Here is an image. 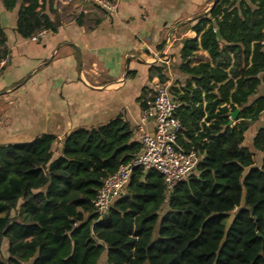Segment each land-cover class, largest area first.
<instances>
[{
  "label": "trees",
  "instance_id": "obj_1",
  "mask_svg": "<svg viewBox=\"0 0 264 264\" xmlns=\"http://www.w3.org/2000/svg\"><path fill=\"white\" fill-rule=\"evenodd\" d=\"M51 3L48 14L39 0H20L16 32L54 31ZM194 19L180 26L197 35L180 39L176 68L185 78L169 87L177 143L198 155L188 177L167 192L156 169L133 167L99 215L91 200L104 178L142 148L121 114L70 131L57 156L53 134L2 144L0 264H100L104 252L105 264H264V0H216ZM4 43L0 27V58ZM154 74L166 78L161 66ZM148 99L137 97L141 110Z\"/></svg>",
  "mask_w": 264,
  "mask_h": 264
},
{
  "label": "crops",
  "instance_id": "obj_2",
  "mask_svg": "<svg viewBox=\"0 0 264 264\" xmlns=\"http://www.w3.org/2000/svg\"><path fill=\"white\" fill-rule=\"evenodd\" d=\"M212 1L111 0L107 9L98 0H52L59 26L32 39L15 30L20 0L10 9L0 0L6 50L0 71V145L48 133L57 137L52 145L57 156L67 133L118 114L139 140L142 110L137 97L147 99L161 82L154 74L157 67H162L165 82H172L169 87L184 80L178 69V79L171 81L166 73L171 60L179 61L180 39L197 38L195 31L180 26L194 24ZM39 2L49 14V0ZM174 40L178 43L172 46ZM154 52L160 59H152ZM197 53L207 56L203 49ZM144 127L151 132L152 121Z\"/></svg>",
  "mask_w": 264,
  "mask_h": 264
},
{
  "label": "built area",
  "instance_id": "obj_3",
  "mask_svg": "<svg viewBox=\"0 0 264 264\" xmlns=\"http://www.w3.org/2000/svg\"><path fill=\"white\" fill-rule=\"evenodd\" d=\"M71 1V0H63ZM105 8L112 5L106 0H98ZM46 29L37 31L31 36L36 39L44 35ZM153 60L160 59V53L154 52ZM5 57L0 58V71L5 64ZM177 104L170 95L169 85L156 82L147 100V106L142 110L139 141L142 148L135 157L111 175L104 178L96 196L91 200L95 211L101 215L105 213L113 200L120 194L126 184L133 167L144 169L154 168L163 177L165 189L169 192L175 184L185 180L194 169L198 155L194 149L183 150L177 143L180 122L174 111ZM152 121L153 130L147 131L145 121Z\"/></svg>",
  "mask_w": 264,
  "mask_h": 264
},
{
  "label": "rangeland",
  "instance_id": "obj_4",
  "mask_svg": "<svg viewBox=\"0 0 264 264\" xmlns=\"http://www.w3.org/2000/svg\"><path fill=\"white\" fill-rule=\"evenodd\" d=\"M182 31H184V30H182ZM177 43H178V40H174L173 43H172V46H175ZM166 73H167V76L169 75V77L171 78V81L173 79H175L176 77H177L176 79H178L180 73L178 72V70L176 68V63L174 61H172V60L170 61L169 65H168V68L166 67ZM165 80H164V82H165ZM165 83H167V82H165ZM171 83L172 82H169V84H171ZM258 92H259V94H264V86H259ZM257 123L259 125H264V112L262 113L261 118H260V120ZM250 135H251V132H249L247 134V136H246V139H245V144L246 145H249L250 144V138H251ZM254 159H255V163H259L260 154L257 153ZM1 252H2V255L3 256L6 255V240L5 239H3V241H2ZM104 255H105V252L100 257V261H102V262H100V264L101 263L102 264H105V262H104V259H105Z\"/></svg>",
  "mask_w": 264,
  "mask_h": 264
},
{
  "label": "water",
  "instance_id": "obj_5",
  "mask_svg": "<svg viewBox=\"0 0 264 264\" xmlns=\"http://www.w3.org/2000/svg\"><path fill=\"white\" fill-rule=\"evenodd\" d=\"M215 1H216V0H213V1H212V4H213ZM215 32H216V36H217V38L220 39V34H219L218 29H216ZM236 113H237V110H235L233 113H231V117H232V119L236 116Z\"/></svg>",
  "mask_w": 264,
  "mask_h": 264
}]
</instances>
